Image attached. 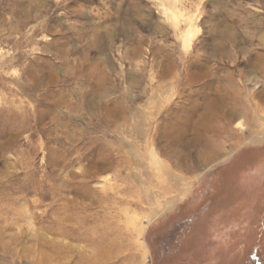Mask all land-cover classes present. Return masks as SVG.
Instances as JSON below:
<instances>
[{
    "label": "rangeland",
    "instance_id": "374dc122",
    "mask_svg": "<svg viewBox=\"0 0 264 264\" xmlns=\"http://www.w3.org/2000/svg\"><path fill=\"white\" fill-rule=\"evenodd\" d=\"M0 264H264V0H0Z\"/></svg>",
    "mask_w": 264,
    "mask_h": 264
},
{
    "label": "bare ground",
    "instance_id": "6f19581e",
    "mask_svg": "<svg viewBox=\"0 0 264 264\" xmlns=\"http://www.w3.org/2000/svg\"><path fill=\"white\" fill-rule=\"evenodd\" d=\"M213 128H214V127H213ZM222 128H223V127H222ZM222 128H221V129H222ZM224 128H225V127H224ZM224 128H223V129H224ZM223 129H222V130H223ZM213 130H214V129H213ZM218 132H219V131H218Z\"/></svg>",
    "mask_w": 264,
    "mask_h": 264
},
{
    "label": "clouds",
    "instance_id": "9594fccd",
    "mask_svg": "<svg viewBox=\"0 0 264 264\" xmlns=\"http://www.w3.org/2000/svg\"><path fill=\"white\" fill-rule=\"evenodd\" d=\"M194 7H195V5H194Z\"/></svg>",
    "mask_w": 264,
    "mask_h": 264
}]
</instances>
